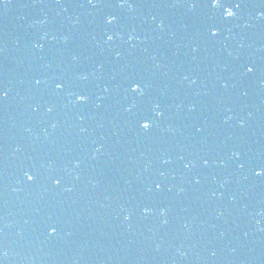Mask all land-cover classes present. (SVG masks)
<instances>
[{
  "label": "water",
  "instance_id": "1",
  "mask_svg": "<svg viewBox=\"0 0 264 264\" xmlns=\"http://www.w3.org/2000/svg\"><path fill=\"white\" fill-rule=\"evenodd\" d=\"M192 3L0 0V264H264V0Z\"/></svg>",
  "mask_w": 264,
  "mask_h": 264
},
{
  "label": "snow or ice",
  "instance_id": "2",
  "mask_svg": "<svg viewBox=\"0 0 264 264\" xmlns=\"http://www.w3.org/2000/svg\"><path fill=\"white\" fill-rule=\"evenodd\" d=\"M92 2H93V0H89V3H92ZM210 3H211V5L214 6V7H220V6H221V0H210ZM191 6H192V7H195V6H196L195 0H193V3L191 4ZM240 7H241V4H240L239 2H236L234 5L229 4V5L226 6L225 9H224V14H225V16H226V17H229V18L233 17V16L235 15V12H234L233 8H237V9H238V8H240ZM261 15H264V13H261ZM113 19H115V17H109V22H111V20H113ZM211 32H212L213 35H216V34H218L219 30H218L217 28L214 27V28L211 29ZM109 39H112V37L109 36ZM252 70H253V69H252L251 67H249V68L247 69V71H249V72H251ZM57 87H62V85H59V84H58ZM131 88H132L133 91H137V92H139V93H141V94H142L143 91H144V89H143L141 83H139V82H134V83L131 85ZM0 95H5V96H6L7 93H6V92H2V91H0ZM86 99H87V97L84 96V95H78V96H77V100H78V101H84V100H86ZM157 115H161V113H157ZM150 124H151V121L145 120V121L143 122V124H142V127H143L144 129H148V128L150 127ZM256 174H257V175H262V174H264V168H260V169H258ZM25 176L27 177V179H28L29 181H32V180L35 179V177H34L33 175H31V174H29V173H27V172L25 173ZM56 183L59 184L60 181L57 180ZM157 187L159 188L160 185H157ZM145 211H149V209H145ZM53 231H55V229H53Z\"/></svg>",
  "mask_w": 264,
  "mask_h": 264
}]
</instances>
